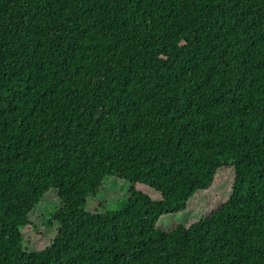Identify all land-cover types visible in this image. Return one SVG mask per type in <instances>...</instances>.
<instances>
[{"label":"trees","instance_id":"trees-1","mask_svg":"<svg viewBox=\"0 0 264 264\" xmlns=\"http://www.w3.org/2000/svg\"><path fill=\"white\" fill-rule=\"evenodd\" d=\"M0 264H264V0H0Z\"/></svg>","mask_w":264,"mask_h":264},{"label":"rangeland","instance_id":"rangeland-1","mask_svg":"<svg viewBox=\"0 0 264 264\" xmlns=\"http://www.w3.org/2000/svg\"><path fill=\"white\" fill-rule=\"evenodd\" d=\"M232 171L221 170L213 189L205 194H198L190 207V216L200 217L222 202L226 201L231 192ZM128 195V184L116 178H108L104 181L101 191L96 198L88 200L87 209L93 213H102L105 208L118 210L123 204L120 200ZM53 206L60 207L61 202L55 190L46 194L43 200L32 210L29 215L30 224L21 228L25 251L42 250L52 244L59 230L58 222L53 226H46V218Z\"/></svg>","mask_w":264,"mask_h":264}]
</instances>
